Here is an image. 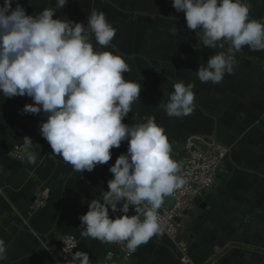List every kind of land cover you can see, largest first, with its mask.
<instances>
[{"label":"crops","instance_id":"crops-1","mask_svg":"<svg viewBox=\"0 0 264 264\" xmlns=\"http://www.w3.org/2000/svg\"><path fill=\"white\" fill-rule=\"evenodd\" d=\"M19 2L27 14L34 15L56 5V0ZM172 3L173 0H68L53 18L86 25L92 12H103L116 29L109 50L115 49L128 63L130 71L124 73L125 79L142 85L140 99L134 102L124 123L131 125L154 117L165 129L172 147L173 138L181 140L180 148L172 153L180 162L192 147L188 141L192 135L215 140L227 149L212 188L201 196L200 203L204 205L194 201L189 214L179 219L181 237L189 244L193 263L264 264V91H258L264 85V51H251L245 46L236 53L233 74H225L220 83L201 82L197 70L206 66L205 56L209 58L222 49H196L199 37L188 30L184 12H177ZM250 3V16L264 18V0ZM15 6L14 0L12 7ZM92 42L96 45L94 38ZM186 46L185 54L191 52V56L185 60L191 66H174L176 59L183 58ZM180 81L193 85L196 106L190 115L169 117L163 105L174 84ZM203 88L208 91L199 98L202 93L197 90ZM217 89L226 92L216 97ZM236 92L244 98V109L230 114L229 102L236 103ZM28 103H32L28 96L5 98L0 93V238L7 246V258L0 264H68L54 259L52 252L69 233L78 239L77 251L86 252L93 264H105L109 254L107 264H183L163 233L139 246L128 258L115 243L82 235L79 217L86 214L92 199L108 190L107 182L113 178L109 167L126 153L128 142L113 148L111 160L91 172L75 171L52 154L46 140L32 139V151L38 157L35 164L26 158L17 159L11 150L23 144L24 137H30V127L37 116L28 118L31 114L22 113ZM252 104L259 109H253ZM254 122L259 124L256 129ZM43 194L45 203L38 207L37 198ZM109 215L115 218L121 213L110 209Z\"/></svg>","mask_w":264,"mask_h":264},{"label":"clouds","instance_id":"clouds-1","mask_svg":"<svg viewBox=\"0 0 264 264\" xmlns=\"http://www.w3.org/2000/svg\"><path fill=\"white\" fill-rule=\"evenodd\" d=\"M13 2L0 4V93L31 98L22 113L43 115L40 134L52 154L79 173L108 163L111 150L128 142L126 153L109 167L113 178L108 190L92 199L79 219L84 237L123 243L134 253L159 233L158 210L165 197L185 183L182 162L173 157L172 143L154 117L131 125L123 122L140 99L142 85L125 79L128 63L115 49L109 50L116 29L103 12H92L85 25L53 18L68 0H56L55 7L35 15L27 14L19 0L13 8ZM172 6L184 12L188 30L199 37L196 49H222L199 66L201 82L216 84L233 74L236 53L245 46L264 51V18L250 16V0H173ZM176 32L175 27L172 34ZM195 106L193 85L183 81L174 84L163 105L169 117L190 115ZM23 141L24 157L35 164L32 139ZM110 209L121 215L111 218ZM6 254L0 238V261ZM110 259L111 254L105 264ZM68 264L93 261L86 252L76 251Z\"/></svg>","mask_w":264,"mask_h":264},{"label":"built area","instance_id":"built-area-1","mask_svg":"<svg viewBox=\"0 0 264 264\" xmlns=\"http://www.w3.org/2000/svg\"><path fill=\"white\" fill-rule=\"evenodd\" d=\"M44 119L40 114L35 117L30 127L31 139H42L39 125ZM11 154L17 159H24L23 144L16 145ZM227 156V149L219 147L212 156L208 157L205 153L191 148L182 162L181 175L185 181L183 186L170 196L175 199V203L167 208L165 202L158 210V220L160 224L159 233H163L173 243L178 251V256L183 264H194L189 254V244L181 237L180 222L181 217L187 216L194 205L196 197L203 196L213 186L219 167ZM45 203L44 194L37 198L36 206ZM157 235V234H156ZM154 235L151 239L155 238ZM116 244V243H115ZM123 252L124 257L128 258L135 254L129 253L125 244H116ZM78 239L74 234H66L61 241V246L52 252L54 259L68 263L72 255L77 251Z\"/></svg>","mask_w":264,"mask_h":264},{"label":"rangeland","instance_id":"rangeland-1","mask_svg":"<svg viewBox=\"0 0 264 264\" xmlns=\"http://www.w3.org/2000/svg\"><path fill=\"white\" fill-rule=\"evenodd\" d=\"M194 44V43H193ZM192 44V45H193ZM191 45V44H190ZM176 51L178 52V49H176ZM187 51H188V49H187V46L184 48V50H183V52H182V54H183V58L182 57H180L179 58V60L178 59H176L175 61V63H174V66H176L177 64H178V67H180L181 65L182 66H184V65H188V63L186 62V58L188 59V56H191V52L189 53V54H185V53H187ZM180 55V54H179ZM207 60H208V57L207 56H205V58H204V64H206V62H207ZM188 66H191L190 64L188 65ZM247 77V76H246ZM248 78H250L251 80H255L256 78H255V75H248ZM203 87H205V86H203ZM262 87H263V89H259L258 91H264V85H262ZM197 91H200L202 94L199 96V98L200 97H203L205 94H203V93H206L207 91H208V89H201V90H197ZM228 92H229V90H227ZM257 91V90H256ZM224 92H226V91H224L223 89H217V90H215V96L216 97H220L219 96V94H222V93H224ZM195 94V93H194ZM260 94V93H259ZM236 95H237V100L236 99H234L235 100V104L234 103H231V102H229V107H228V112L231 114V112L230 111H234V110H237V109H244V105L243 104H241V102H244V98H243V96H240V93L239 92H236ZM227 97H228V99H229V94L227 95ZM259 98V97H258ZM252 107H253V109H259V107L258 106H255V105H251ZM256 122V121H255ZM254 122V124H253V126H254V128L256 129V128H258L259 127V124L257 123H255ZM178 123H180V122H178ZM260 140V139H259ZM180 142H181V140L180 139H176V138H173V144H174V146H173V149L174 150H176L177 148H180L178 145L180 144ZM263 145H264V140H263V143H262ZM177 145V146H176ZM187 151V150H186ZM185 154H187V152H185ZM184 154V155H185ZM181 234V233H180ZM184 235V234H183ZM182 235V236H183Z\"/></svg>","mask_w":264,"mask_h":264},{"label":"water","instance_id":"water-1","mask_svg":"<svg viewBox=\"0 0 264 264\" xmlns=\"http://www.w3.org/2000/svg\"><path fill=\"white\" fill-rule=\"evenodd\" d=\"M32 115L33 114L29 115L28 118ZM188 141H189L191 146H193L195 149L205 153L206 156H208V157L212 156L214 151L220 147V145L215 140L214 141H208L205 138L198 136V135L190 136ZM201 200H202V197L198 196V197H196L195 202L200 203ZM164 202H165L166 207L170 208L171 206L174 205L175 199L171 196H167V197H165ZM200 204H202V206L204 205V203H200Z\"/></svg>","mask_w":264,"mask_h":264},{"label":"trees","instance_id":"trees-1","mask_svg":"<svg viewBox=\"0 0 264 264\" xmlns=\"http://www.w3.org/2000/svg\"><path fill=\"white\" fill-rule=\"evenodd\" d=\"M256 62H262L263 63V61L261 60V59H259V58H253ZM39 140H45L44 138H42V139H39ZM191 148H193V149H195L193 146L191 147Z\"/></svg>","mask_w":264,"mask_h":264}]
</instances>
